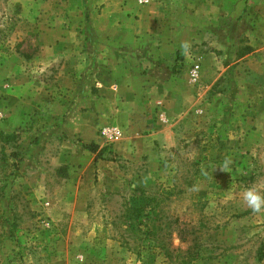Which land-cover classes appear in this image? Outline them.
<instances>
[{
    "label": "rangeland",
    "instance_id": "obj_1",
    "mask_svg": "<svg viewBox=\"0 0 264 264\" xmlns=\"http://www.w3.org/2000/svg\"><path fill=\"white\" fill-rule=\"evenodd\" d=\"M250 188L264 0H0V264H264Z\"/></svg>",
    "mask_w": 264,
    "mask_h": 264
},
{
    "label": "clouds",
    "instance_id": "obj_2",
    "mask_svg": "<svg viewBox=\"0 0 264 264\" xmlns=\"http://www.w3.org/2000/svg\"><path fill=\"white\" fill-rule=\"evenodd\" d=\"M189 48H190L189 42L187 41L182 42L181 50L184 54H187ZM230 164H231V159L226 157L222 165L219 166V168L221 171L230 172L229 169ZM243 198L249 209L254 214H259L264 212V196L260 195L257 189L250 188L246 190Z\"/></svg>",
    "mask_w": 264,
    "mask_h": 264
},
{
    "label": "built area",
    "instance_id": "obj_3",
    "mask_svg": "<svg viewBox=\"0 0 264 264\" xmlns=\"http://www.w3.org/2000/svg\"><path fill=\"white\" fill-rule=\"evenodd\" d=\"M140 4L146 5L149 3V0H138ZM198 66H194L191 74L193 77H196ZM100 138L105 142H115L119 141L122 138V132L120 129L115 127H105L100 132Z\"/></svg>",
    "mask_w": 264,
    "mask_h": 264
},
{
    "label": "crops",
    "instance_id": "obj_4",
    "mask_svg": "<svg viewBox=\"0 0 264 264\" xmlns=\"http://www.w3.org/2000/svg\"><path fill=\"white\" fill-rule=\"evenodd\" d=\"M92 57L94 58L95 56L92 55ZM120 57H122V55L118 54L117 58L119 59ZM89 64L86 66L85 68V78L84 80H91L93 79L94 77L91 75V73H93V71H96L95 68L99 67L100 65L96 62V60H91V55L89 56ZM103 68L100 73H102L103 71L106 73V74H109V68L107 69L106 67H101ZM95 76V75H94Z\"/></svg>",
    "mask_w": 264,
    "mask_h": 264
},
{
    "label": "trees",
    "instance_id": "obj_5",
    "mask_svg": "<svg viewBox=\"0 0 264 264\" xmlns=\"http://www.w3.org/2000/svg\"><path fill=\"white\" fill-rule=\"evenodd\" d=\"M94 147H96V146H94ZM259 260H262V257H260Z\"/></svg>",
    "mask_w": 264,
    "mask_h": 264
}]
</instances>
